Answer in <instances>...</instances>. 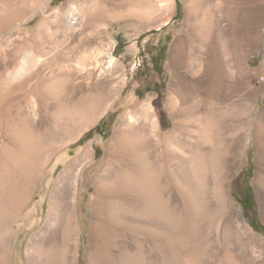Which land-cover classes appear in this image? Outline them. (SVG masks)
Masks as SVG:
<instances>
[{"label":"bare ground","instance_id":"obj_1","mask_svg":"<svg viewBox=\"0 0 264 264\" xmlns=\"http://www.w3.org/2000/svg\"><path fill=\"white\" fill-rule=\"evenodd\" d=\"M135 1L141 3L148 0ZM167 1L168 8L172 9V0ZM51 2L52 0H0V33L4 30L13 33L19 25L34 20L39 12L43 15L42 21L29 31L30 36L24 35L26 37L16 41L12 50L0 57V188L3 177L8 173L18 172L19 177H22L20 186H16L9 197L10 207L4 216L3 213L1 215L4 219L0 222L5 223L0 226V264H14L15 247L20 234L25 235L31 231L33 232L24 246L25 263L19 264H78L83 227L80 219L86 217L90 233L95 232L100 224L99 214L108 192L106 190L117 194L122 188L135 185L137 177H133L130 171L136 163H141V157L144 156L149 166L151 196L159 201L160 176L167 173L170 179L179 178L183 186L189 187L186 176L189 166L197 158L203 160L212 150H221L223 161L219 170L215 169L213 174L211 172L210 187L206 189L205 198L208 208L215 213V219L211 220L214 227L213 238L216 242H222L223 246H227L229 236L240 238L246 234L254 240L255 235L244 222L242 212L229 206L227 181L230 168L241 162L243 142L247 141L249 145L252 138L258 160L254 187L264 221V111L258 116L256 128L250 135L249 131L244 132L242 128L226 122V106L214 98L215 93L233 85V74L237 77L238 86L242 82V64L239 61L233 63V72L230 66L231 52L227 48V39L231 38L237 45L242 43V0H185L190 16L186 17H193L194 22L201 25L195 35L201 48L198 49L195 60L190 63L185 53L183 37L184 39L180 38L175 42L169 54L172 79L167 101L172 129H162L148 99L139 110L131 111L118 120L99 163L88 166L94 158V148L90 143L80 148L74 158L65 160L54 178L59 169V164H56L50 171L44 188L43 199L47 205L42 225L38 227L43 216L42 204L26 219L24 210L35 198L38 185L47 176L54 157L60 152L68 157L72 147L94 123L101 105L99 98H91L88 102H71L63 94V97L60 95L55 98V80L59 78L57 82L60 90L63 74L61 71L60 75L57 73L55 76L50 63L54 59L63 58L64 53L55 55L58 51L55 52L54 47V53L49 51L47 33L50 29H55L68 43L79 45L81 34L94 30L104 22L107 12L114 7L111 0H90L89 8L84 9L82 6L83 9H78V2L72 0L67 3L63 13L59 9L54 10V18L51 20V14L46 15L44 12ZM191 3L195 4L196 9H191ZM205 6L211 7L214 15L219 14V17L213 16L214 20H208V17L206 19L202 12ZM223 13L230 20L229 29L219 25ZM134 14L140 20L146 17L141 11H134ZM55 39L56 37L53 40ZM28 41L32 42L31 47L39 50V55L29 51L31 47L27 44ZM91 55L89 65L97 70L106 54L93 50ZM114 61V57L108 58V72L113 71ZM186 65L192 69L193 78L177 73V69ZM89 70L90 74L94 72L91 68ZM195 75L197 76L194 77ZM54 104L59 110L57 116L50 114L52 111L49 113ZM41 111L49 113L48 123L43 126L38 121L41 119ZM230 119L234 121V118ZM192 123H195L196 131L189 132L186 126ZM187 134H192L194 140H187ZM123 152L128 154L127 159L119 156ZM175 184L178 185L177 182ZM91 187L94 192L85 212L80 195ZM124 192L128 193L124 199L115 195L113 203L117 207L119 199L128 203L130 197H133V190ZM171 193L172 191L166 196V202L173 205L175 199ZM202 193L204 194L203 191ZM180 194L182 191L178 193L179 196ZM1 205L3 204L0 207ZM173 206L177 207L176 202ZM20 222H24L25 226L21 231H14L13 225ZM92 241L87 246V264H94L95 245ZM18 258H21L20 252Z\"/></svg>","mask_w":264,"mask_h":264},{"label":"rangeland","instance_id":"obj_2","mask_svg":"<svg viewBox=\"0 0 264 264\" xmlns=\"http://www.w3.org/2000/svg\"><path fill=\"white\" fill-rule=\"evenodd\" d=\"M29 1L44 2L45 0ZM70 1L72 0H52L44 12L46 15L51 14L49 17L52 20L54 18L52 12L59 9L63 13ZM111 1L114 7L107 12L106 20L98 24L94 30L84 31L80 36L79 45L68 43L61 33L55 32V29H50L47 33L50 42L49 51L53 52V49L55 52L58 51L53 52L55 55L59 52L64 53L63 58L54 59L50 63L55 76L57 73L60 75L61 71L63 74L61 76L63 81L60 80L62 92L58 87L59 78L55 80V86L57 85L55 98H59L62 94L71 102L85 100L88 102L91 98H99L101 105L94 123L84 137L72 147L68 157L66 158L62 152L54 157L47 170V176L38 185L35 198L24 210L27 219L29 214L34 213L42 204L43 216L38 227L42 225L46 212L44 188L47 186L46 181L50 171L56 164H59V169L54 178L62 169L65 160L74 158L80 148L90 143L94 148V158L88 166L99 163L118 120L131 111L139 110L148 99L162 129L164 131L172 129L171 112L167 101L172 79V69L168 63L169 54L180 38H185L184 48L190 63L201 48L195 36L201 25L194 22L193 17L187 18L190 16L185 0H172V9L168 8L167 0H148L141 3L135 0ZM75 2H78V9L82 6L84 9L89 8L90 0H75ZM190 7L196 9L194 3H191ZM134 11H141L146 15L144 20H140ZM202 12L208 20H214L213 16L219 17V14L214 15L211 7L205 6ZM221 15L220 27L229 29V18L224 13ZM42 18L43 15L39 12L34 20L19 25L13 33L9 30L2 31L0 57L12 50L16 41L30 36L29 31L42 21ZM54 34L55 40H53ZM7 35L11 39L7 38ZM31 43V41L27 42L30 47ZM51 43L52 45L55 43V46ZM227 48L231 52L230 66L232 67L237 61L242 64V82L238 86L237 77L233 74V85L217 92L218 94L215 93L214 98L226 106L224 109L226 122L242 128L244 132L249 131L250 134L256 128L258 116L264 111V0H242V43L237 45L230 38L227 39ZM93 50L103 51L106 54L97 70L89 65ZM29 51L39 55L38 49L31 47ZM110 56L115 59L112 72L107 71V61ZM188 67L186 65L177 69V73L193 78L192 69ZM90 68L91 71L94 70L91 74L88 72ZM226 76L228 77L227 74ZM58 112L56 104L49 110L50 114L56 116ZM40 113L41 119L38 120L40 126L46 125L49 113L46 114L44 111ZM230 117L234 118V121ZM186 127L189 132L196 131L195 123ZM185 138L194 140L192 134H187ZM243 146L241 162L231 167L228 173L229 206L242 212L244 222L255 235L254 240L246 234L240 238L229 236L227 246H223L222 242H216L213 238L214 227L211 220L215 219V213L208 208L205 198L213 171L221 167L219 165L224 157L221 156V150H212L203 160L197 158L196 162L189 166L186 172L189 187L183 186L179 178L170 179L167 173L160 176L161 197L159 201L157 200L158 203L151 196L148 182L149 166L144 156V161L141 157V163H136L130 171L133 177H137L135 185L130 184L129 188H122L123 190L117 191V194L109 193V189L106 190L108 192L105 194V202L99 214L100 224L95 232L90 233L86 217L80 219L83 227L78 264H87V246L92 240V244L95 245L94 264H264V221L254 187L257 150L252 138L249 145L244 141ZM137 155L139 156L138 153ZM119 156L127 159L128 154L123 152ZM13 174L8 173L3 177L0 202L1 200L5 202L0 203L3 204L0 207V216L2 213L4 216L7 208L10 207L9 197L13 190L16 186H20L22 177H19L18 172ZM175 182L178 183L177 186ZM125 190H133V197H130L128 203H123V200L119 199L117 207L113 203L115 195L124 199L128 196ZM171 191L177 207L173 206L175 202L172 203L173 205L166 202V196ZM181 191L182 194L179 196L178 193ZM93 192L94 189L91 187L80 195V198H83L85 212ZM241 199L245 209L240 203ZM3 219L1 216L0 221ZM1 223L5 221L0 222V226ZM24 226V222H20L13 225V230L21 231ZM32 232L20 234L15 247L14 264L25 263L24 246Z\"/></svg>","mask_w":264,"mask_h":264},{"label":"trees","instance_id":"obj_3","mask_svg":"<svg viewBox=\"0 0 264 264\" xmlns=\"http://www.w3.org/2000/svg\"><path fill=\"white\" fill-rule=\"evenodd\" d=\"M242 199H243V198H242ZM242 199H241V201H240L241 205L243 204V203H242V201H243ZM242 207H243V205H242ZM243 209H245V208L243 207Z\"/></svg>","mask_w":264,"mask_h":264}]
</instances>
